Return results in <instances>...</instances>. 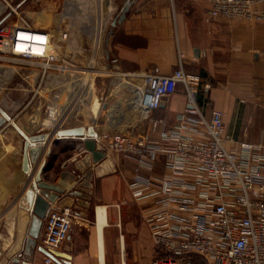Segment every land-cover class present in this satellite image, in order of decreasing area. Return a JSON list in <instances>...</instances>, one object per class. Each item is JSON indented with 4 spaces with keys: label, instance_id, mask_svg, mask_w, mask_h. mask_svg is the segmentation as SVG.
<instances>
[{
    "label": "built area",
    "instance_id": "1",
    "mask_svg": "<svg viewBox=\"0 0 264 264\" xmlns=\"http://www.w3.org/2000/svg\"><path fill=\"white\" fill-rule=\"evenodd\" d=\"M88 1L98 10L96 14L89 8L77 17L73 13L80 9L77 0H64L63 11L69 18L82 19L79 26L103 50L113 0H82L84 8ZM198 1L207 4L211 17L264 21V8L259 6L264 0ZM23 30L27 33L23 38L30 40L20 51L19 30L1 25L0 51L39 67V91L51 89L44 113L52 122L44 125L61 128L66 119H77L91 100L100 102L98 115L91 118L95 122L103 111L108 128L96 140L105 155L120 153L132 163L127 185L134 200L142 203L141 215L156 246L165 251L151 264H192L195 256L210 264H264V146L260 141L226 144L223 112L208 106L205 90L209 82L185 71L181 60L168 73L118 71L108 67L105 58L100 68L90 61L79 65L72 55L66 58L58 52L57 37L50 29L23 24ZM58 31L62 40L71 29ZM106 73L110 85H124L113 99L96 91V76ZM178 86L185 104L170 122L155 110L169 102ZM119 100L126 104L122 105L125 115L137 113V121L147 123L144 131L125 130L135 128L137 122L121 121L124 113L113 109L121 106ZM157 162L163 165L160 174L152 171ZM74 217L71 206L50 205L42 220L39 244L57 249ZM45 260L52 258L46 255ZM14 264L33 263L18 259Z\"/></svg>",
    "mask_w": 264,
    "mask_h": 264
},
{
    "label": "crops",
    "instance_id": "2",
    "mask_svg": "<svg viewBox=\"0 0 264 264\" xmlns=\"http://www.w3.org/2000/svg\"><path fill=\"white\" fill-rule=\"evenodd\" d=\"M112 6L103 40L108 67L168 73L181 60L185 71L210 83L205 90L208 106L223 112L226 144L260 141L264 146V21L211 17L207 4L198 0H113ZM259 6L264 8V2ZM0 103L27 134L48 135L28 176L21 169L23 137L10 123L0 128V264H14L16 258L22 259L19 244L8 250L2 245L9 241L14 211L23 212V220L25 216L29 219L23 195L46 155L43 179L63 188L50 205H69L75 214L66 239L57 248L69 258L47 262L46 254L36 248L28 261L101 264L102 256L103 264H151L158 247L141 215L142 203L134 200L127 185L132 163L116 152L95 162L80 137H56L55 125L39 123L33 119L35 116L31 118L29 113L15 112L13 107ZM184 104V92L178 86L169 102L155 114L172 122ZM38 111L32 115L41 116L43 110ZM91 117V113L87 117L79 114L62 127L92 125L97 133L108 128L105 115L95 122ZM145 128L147 123H137L135 128L125 130L138 133ZM97 145H101L99 140ZM152 171L162 173V163H155ZM97 206L105 207L100 226ZM38 239L40 243V235Z\"/></svg>",
    "mask_w": 264,
    "mask_h": 264
},
{
    "label": "rangeland",
    "instance_id": "3",
    "mask_svg": "<svg viewBox=\"0 0 264 264\" xmlns=\"http://www.w3.org/2000/svg\"><path fill=\"white\" fill-rule=\"evenodd\" d=\"M1 2L4 7L0 9V26L2 25L3 27L12 29L16 26L26 24L32 25L35 28H48L53 31L54 37H57L55 44H57V49L60 54H64L66 58L69 57V55H72L73 59L79 65H83L84 63L90 61L94 67L100 68L101 59L105 58L104 49L102 50V47L96 48L93 45V36H89L88 33L84 32L79 26L82 19H74V17L73 19L69 18L67 11H63L65 5L64 0H0V3ZM86 4H89L88 8H84L82 0H77V6H79L80 9L73 11V13L76 12L77 17H82V14L89 8H91L92 13L96 14L98 12V10L96 11L94 8V4H92V2L88 1ZM117 8L118 7H116V9ZM38 14L43 15L35 19ZM50 17L52 21H50ZM38 21H41V23ZM68 28L71 29L70 34L62 40L59 39L57 36L59 32L58 30ZM106 33L107 31L103 36V40ZM92 45L94 48H92ZM69 49H72L73 52L71 53ZM0 66L2 67V72L0 71V101H2L7 107H13L15 112L23 111V114L29 113L31 114V118L35 116L33 118L35 121L37 120V122L45 124V120H49V117H47L44 112L48 107L47 102L49 103L48 100L51 95V89L45 92L39 91V84L36 82V75L39 73V67L34 63L15 57L8 52L1 51ZM109 81L110 76L108 73L96 76V91L98 92L100 90L104 93H108L111 95V99H113L115 97L113 95L121 91L124 85L121 83H115L112 86ZM36 96L38 99H36ZM63 100L64 97L60 99V102ZM123 103L124 102L122 100L120 102V107L115 106L113 108L117 112L120 111L121 113H124L122 114L123 116L121 115V121L126 122L135 120V123L137 122L139 125H144V123H139L137 121V113L125 115L126 113L122 110V108L124 105V107H126V104ZM36 109L39 111L43 110V113H40L41 116L32 115ZM81 113L87 117V115L90 114L89 108L86 107L81 111ZM103 113L104 112L102 111V116H99L98 118L104 117ZM71 122L72 121H68V119H66V121L63 122V126H66ZM46 124H50V122H47ZM23 218V212L20 213L17 210L12 213V227L11 233L9 234V241L2 245L6 250L17 244H19L23 249L24 238L28 227V224L24 225L23 221L29 223L28 217L25 216V220H23ZM5 231L7 233V229L2 228V232L4 234ZM37 241L39 242V239ZM192 264L210 263L198 256H195L192 259Z\"/></svg>",
    "mask_w": 264,
    "mask_h": 264
},
{
    "label": "water",
    "instance_id": "4",
    "mask_svg": "<svg viewBox=\"0 0 264 264\" xmlns=\"http://www.w3.org/2000/svg\"><path fill=\"white\" fill-rule=\"evenodd\" d=\"M127 5L121 11L119 20L124 16V11ZM115 23V18L112 20V24ZM6 123H10L23 137V151L21 160V169L26 175H30L32 172V163L38 159V154L42 149L44 139L48 136L46 133L27 134L22 130L6 112L0 103V128ZM53 134L56 137L76 136L83 140V145L86 150L91 153L93 161H99L105 157V152L101 145H97L96 138L98 133L90 125L85 127L84 125H75L69 127H61L56 129ZM49 153V149L46 154ZM47 161V155L43 157L36 171L33 173L31 183L26 188L23 200L24 208L29 211V223L27 227L26 236L24 238L22 259L30 260L34 249H38L50 256L54 261H58V257H63L65 260L69 258V255L63 251L57 249L48 250L43 245L38 243V236L42 220L50 207V204L54 202L59 196L63 188L55 183L46 181L43 179L42 173ZM18 259L16 258L15 261Z\"/></svg>",
    "mask_w": 264,
    "mask_h": 264
},
{
    "label": "bare ground",
    "instance_id": "5",
    "mask_svg": "<svg viewBox=\"0 0 264 264\" xmlns=\"http://www.w3.org/2000/svg\"><path fill=\"white\" fill-rule=\"evenodd\" d=\"M109 6H110V8L111 7H113L112 6V4L111 3H109ZM4 7V5L2 4V2L0 3V9H2ZM41 15H43V14H38V15H36V18L35 19H37V17H39V16H41ZM46 15V14H45ZM61 19V18H60ZM46 20H47V18H46ZM48 20H49V18H48ZM50 21H52L51 20V17H50ZM59 21V20H58ZM39 23H41V21H38ZM29 26H32V25H29ZM33 27V26H32ZM15 28H17L18 30H19V34L20 35H22V37L17 41V45H18V47L20 48L19 50L21 51L22 49H23V45H24V43H26L27 41L26 40H30V37H26L25 36V38H23V35H27V33H26V30H23V25H20V26H16ZM14 31H16V30H14ZM29 43H30V41H29ZM102 70V69H101ZM92 101V100H91ZM91 101H90V103H91ZM90 105V104H89ZM99 107H100V102L97 100V99H95V101L94 102H92L91 103V105L88 107L89 108V111H90V113H91V115H95V116H97V113H99L98 111H100V109H101V107H100V109H99ZM47 122H52L51 121V119H49V120H45V123H47ZM60 128V127H59ZM96 215H97V221H98V224H99V226L104 222V217H105V207L104 206H97V209H96ZM28 216V215H27ZM101 264H103V259H102V256H101Z\"/></svg>",
    "mask_w": 264,
    "mask_h": 264
},
{
    "label": "trees",
    "instance_id": "6",
    "mask_svg": "<svg viewBox=\"0 0 264 264\" xmlns=\"http://www.w3.org/2000/svg\"><path fill=\"white\" fill-rule=\"evenodd\" d=\"M164 255H165V251L163 249H161L160 247H158L156 257H158V256H164Z\"/></svg>",
    "mask_w": 264,
    "mask_h": 264
}]
</instances>
